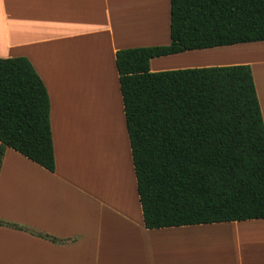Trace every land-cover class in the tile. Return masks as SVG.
<instances>
[{
	"label": "crops",
	"instance_id": "0c3cea01",
	"mask_svg": "<svg viewBox=\"0 0 264 264\" xmlns=\"http://www.w3.org/2000/svg\"><path fill=\"white\" fill-rule=\"evenodd\" d=\"M148 8L132 6L131 0H0V58H26L42 80L54 153L49 172L5 149L0 222L8 226L0 225V264H264V229L254 227L264 219L160 229L143 225L114 59L120 49L169 44V22L166 35L157 39L149 17L159 16V10L147 13ZM165 8L169 15V0ZM135 11L138 15L129 18ZM239 46L246 49L238 56L222 48L188 51L151 59L149 69L247 64L264 125V51ZM75 51L80 54L71 58ZM104 87H114L112 105ZM81 119L98 145L101 123L113 140L116 123H123V169L121 154L118 168L112 160L103 166L105 153L95 146L102 169L97 165L88 172L75 141Z\"/></svg>",
	"mask_w": 264,
	"mask_h": 264
},
{
	"label": "trees",
	"instance_id": "16d2710c",
	"mask_svg": "<svg viewBox=\"0 0 264 264\" xmlns=\"http://www.w3.org/2000/svg\"><path fill=\"white\" fill-rule=\"evenodd\" d=\"M169 38L114 59L144 227L264 219L250 66L149 69L154 58L264 42V0H169ZM6 148L54 171L49 97L24 57L0 58V167Z\"/></svg>",
	"mask_w": 264,
	"mask_h": 264
},
{
	"label": "rangeland",
	"instance_id": "374dc122",
	"mask_svg": "<svg viewBox=\"0 0 264 264\" xmlns=\"http://www.w3.org/2000/svg\"><path fill=\"white\" fill-rule=\"evenodd\" d=\"M134 1L135 2H133V0H131L132 6H136V4L137 5L138 4H143L144 6H148L149 8L146 11L147 13L151 12V11H154L155 7L158 8L159 16L155 15L156 16L155 17L154 16V12L153 13L151 12V17L152 18L149 17V23H150V20L152 19V22H153L152 26H153V30L155 32V36L157 37V39H159V38L161 39L162 36L166 35V33L168 31V22H169V15H167V9L166 8L164 9V4H166V0L165 1L164 0H153V1L149 0V2H148L149 4H146V0H144V2L142 0H134ZM157 1L159 3L156 6L155 2H157ZM152 3H153V7H151ZM128 14H130L129 15V18H130V17L134 16V14H137V13L135 11L133 13V15H131V13H128ZM135 17H136V15H135ZM245 45H246V47L261 48V50L264 51L263 50L264 44H261L259 42L258 43H248V44H245ZM229 47H231V48H227V49H224V50L228 51V55L232 54V55H235V56H238L236 54L239 51H240L239 53H241V51H244L246 49L243 46H239V45H236L235 47H232V46H229ZM242 48H244V49H242ZM83 53H85V52H83ZM78 54H80V52L78 53L77 51H75V52L69 53V56L72 58L73 56H78ZM240 58H241V56H240ZM236 64H241V63H236ZM81 76L82 75H79V78H80L79 82H82ZM255 76H256V80H259L257 72H255ZM100 88H101V92H102L103 87H100ZM113 88L114 87H104V89L106 90L107 94L110 96L111 105H112V101H111L112 93L111 92H112ZM95 89H96V87H95ZM97 97H99V95L96 92L94 101H96ZM101 100L102 99H100V101ZM114 109L116 110L115 104H114ZM100 110L103 113V110L102 109H100ZM115 110H114V113H115ZM116 113H118L117 110H116ZM117 117H118V114H116V119H117ZM108 119H110L111 122L113 121V123H115V120H114L115 119V114L114 115L110 114ZM103 120L104 119L101 118V121H103ZM117 121H118V119H117ZM121 123H122V121H121ZM79 124H81V126H79V125L77 126L78 135H77V132H76V129H75V132H76V140L75 141H76L77 145L80 147L81 155H82V158L84 160L85 166L88 168L87 169L88 172L90 173V169L89 168H91L92 165H91L90 162L86 164V160H88L89 151L91 153V149L93 150L92 141H94L97 149H99V152L101 151L103 154L105 153L104 165L103 166H106L108 161L112 160L113 163L115 164L116 168H118V162H117L118 161L117 160L118 157L117 156H119L121 154V157H123V164H122V169H123L124 162H125L124 152L126 153V149L124 148V141L121 139V132H120V131H123V130H121V128L123 129V123H122V125L121 124L118 125V123H116V126H115L116 136H115L114 140H113V134H112V136H111L110 133H108V135H107L106 131H108V130L105 129V126H104L105 123H101L100 126L102 125L103 128L101 126L100 136L102 135L101 136L102 141L99 139L100 145L97 144L96 139L94 140V138L92 137L93 136L92 133H90V135H89V132L92 131L91 126L89 125V127H88V125L84 121V119L83 120L81 119ZM82 126H83V128H82ZM79 127H80V132H81L80 137H79ZM118 128H119V130H118ZM103 134H104V136H103ZM89 136H91L92 138L89 137ZM109 139H110V141H109ZM97 140H98V138H97ZM79 141L81 142L82 146L79 145ZM90 144H91V149H90ZM87 150H88V153H86ZM108 151H109V156L107 154ZM108 157H109V160H108ZM100 167L102 169V164L100 165ZM119 167L121 169L120 164H119ZM96 174H97L98 181L99 180L101 181V179L99 178V172L96 173ZM122 179H123V175H122V177L120 176V181H122ZM254 227H260V228L264 229V224H260L258 226H254Z\"/></svg>",
	"mask_w": 264,
	"mask_h": 264
},
{
	"label": "bare ground",
	"instance_id": "6f19581e",
	"mask_svg": "<svg viewBox=\"0 0 264 264\" xmlns=\"http://www.w3.org/2000/svg\"><path fill=\"white\" fill-rule=\"evenodd\" d=\"M235 47V46H232ZM222 49H227V48H231V47H221ZM108 95V94H107ZM108 100H109V105H110V96L108 95ZM110 108V107H109ZM93 133V131H92ZM93 137V136H92ZM91 137V138H92ZM93 140V139H92ZM92 146H93V150L91 149V144H90V149H91V153L89 151V158L88 159L89 162H91L92 164V170H90L93 174L95 167L98 165V167L100 166L101 161L99 162L100 158V153L95 152L96 149H94V147L96 146L94 141H92ZM89 150V149H88ZM94 155V156H93ZM124 183V182H123Z\"/></svg>",
	"mask_w": 264,
	"mask_h": 264
}]
</instances>
